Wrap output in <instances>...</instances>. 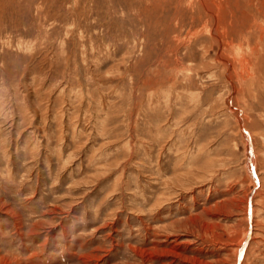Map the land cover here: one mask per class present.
I'll return each mask as SVG.
<instances>
[{
	"label": "rangeland",
	"instance_id": "374dc122",
	"mask_svg": "<svg viewBox=\"0 0 264 264\" xmlns=\"http://www.w3.org/2000/svg\"><path fill=\"white\" fill-rule=\"evenodd\" d=\"M0 264H264V0H0Z\"/></svg>",
	"mask_w": 264,
	"mask_h": 264
}]
</instances>
